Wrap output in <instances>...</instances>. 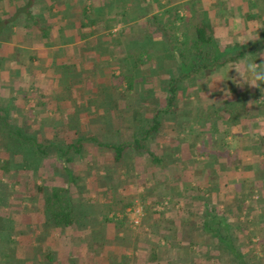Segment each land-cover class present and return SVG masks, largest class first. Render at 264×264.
Instances as JSON below:
<instances>
[{"label": "rangeland", "instance_id": "rangeland-1", "mask_svg": "<svg viewBox=\"0 0 264 264\" xmlns=\"http://www.w3.org/2000/svg\"><path fill=\"white\" fill-rule=\"evenodd\" d=\"M205 1L202 0L203 4L201 5H205ZM223 1L224 4H222L221 8L225 7V0ZM23 2L24 0H0V14H3L2 12L6 10V7H10L13 10H16V7L19 4L21 7H23V5L25 4V2ZM98 2L99 4L96 0H31V4L34 5V8H36L37 11H33L31 14L28 10H24L27 20L25 19L23 20V22H19L18 20L20 24L18 26L15 24V28L16 30H18V33L22 34L20 37H29L33 35L30 34L28 30L35 27L36 30H38L37 28H39L43 31V29L46 28V22L48 20H52L53 22H58L55 28H58L59 30L63 28V26H60L61 21L74 20L75 17H78L76 16L77 9L92 10L95 5L96 7L98 5H102L100 1ZM210 2L212 3V6H214L213 9L210 10L211 17L209 16L210 13L205 10V6H203V10L207 12V18L210 19V22L212 21V18L221 19L224 9H220L219 6L214 3L215 0H211ZM102 3L105 4V2ZM120 3H123V1L114 0L113 6L111 7L117 6ZM128 3H132L134 6H138L137 0H129ZM50 7L55 8V12L57 14L54 12L50 14ZM8 10L10 9H7V12L4 11L5 13L3 15H8ZM126 11H128V9ZM21 12H23V10H21ZM191 14L192 13H188L185 9H182L180 11L181 17H188L187 15L191 16ZM114 16L116 17L115 13ZM116 19L117 24H121L112 31L114 37L117 38V36L119 35V38L116 42H112L108 46L109 50L113 52V55H111V61L108 62L106 60V57H108V55L103 57V64L101 63L102 57L95 59L100 61L99 64L92 69V71H96V73H86L81 77L84 82L86 81L92 83V86L94 87L93 91H86L83 89H78L75 91L71 89H63V83H65L64 85L68 87L70 84H74V81L70 80V78H66V80H60L57 75L53 73L54 70L51 67L46 66L48 61L46 56L45 60H41L40 64H37L34 67L35 70L37 68L41 71L39 76L37 74L31 73L32 69L29 64V68H26L23 74L21 73L17 75V60L15 61L14 57L0 59V102H2L0 103V108H5V105L3 104L4 101L15 102L17 100H24L26 103H28V112L32 114L39 113L37 117H41L43 120L39 121L37 119L30 121V119L14 116L16 112H18L19 108H15V106L11 113L8 109V111L6 112L1 110V115L7 117V119L10 120L13 125L17 127L20 126L25 134L27 132L28 135L31 136V133L33 134L34 132L36 138L35 140L37 141L39 146H42L41 151L45 153V155L43 154V160L41 162L40 160L37 161L38 165L41 166L39 171L36 169L37 165H35L32 170H28L26 167H24V169L22 167L19 168L20 165L24 166V164H21V162L23 161V157L21 158V156L19 157L17 154L11 156V153H8L9 151L7 152L6 148L3 145L6 143L7 137L4 136L2 130L0 131V159H9V161L11 160V163H13L12 167H17V169L14 168L15 170L13 171V173H9L5 170H0V216L7 219V221L11 223L12 227L15 228L14 232L19 234L20 239H23L21 240L19 252L18 245H16V253L14 254V258L12 257V262L8 263L9 260L2 258L3 256L0 255V264H69L67 261H50L51 258L50 255H48V252H41L40 249L37 250L36 245L33 248L28 239V231H31V229L35 230V227L37 226H41L40 229L46 232L49 230H54V227L50 226L45 220L43 199L44 194L46 195V193L39 194L38 187L40 186L44 187L47 192H52L54 191V189L58 188L70 191L69 193H66V198L69 202L73 200L71 201V203L80 215V222L81 220L82 222L78 224V227L87 226V223L89 222L90 227H93V223H91L93 218H91L90 221L89 219L86 220L84 214L87 211L92 210L91 216H93L97 213H94V211L102 210L101 215L107 217L106 219L111 222L110 224H114L117 229H120V232L123 233L122 237L125 236V239L134 241V247H136L135 252L137 253V255L135 261H132L131 264H143V262L146 261L151 246L154 243L153 240H156L158 242L160 241L163 244L159 248L161 249L159 251V254L162 256L163 260L166 259V261H164L165 264H183L185 261H189L190 258L193 259L194 257L193 255H191L190 257V252H188L187 248V244L191 241V235L184 234L182 236V240L185 244L184 246L176 250H173L174 248L171 243L172 240H166V238L163 236L165 235L164 232H167V235L173 233V231H166V227L169 223L167 219H171L168 214H172L170 212L173 210V207H175L173 205L176 204L175 202H170V199H172V195L168 194L163 175H160L159 171H153L154 168L151 169V166L144 158V155H141L142 152L136 151L138 149L136 148L134 143L135 136L139 134V127L150 125L151 117L155 115L157 109H166L168 107V100L171 98V96L164 91H160L159 87L154 90H145L142 86L140 90L139 88H135L134 90H131L129 92V90H127L128 85L126 83L120 84L118 78H121L122 71H129L130 69H134V65L136 63L134 59L129 58V56L127 55L128 52L131 49H137L139 47L146 48L150 47L151 45L149 43L150 38L144 35L146 34V32H141V30H138V28H140L142 25H136V27L129 26L127 28H124L126 26L124 24L128 19L126 17L123 19ZM144 20H141L140 23H144ZM241 21L247 22L244 17L237 15L236 22L241 23ZM5 22L7 24L10 23L8 21ZM25 24L29 25L25 26ZM144 25L146 24H143L142 30L147 29V26ZM103 27L105 28L106 25ZM128 28H130V30H128ZM232 28L236 29V27ZM109 29L111 30V28ZM254 29V26L248 28L249 32ZM125 30L126 32H123ZM55 31L57 30L55 29ZM70 31H72V29H70ZM131 31H135V33L132 34L130 33ZM136 31L139 32L136 33ZM219 31L220 29H217V32ZM127 33L130 34L127 35ZM6 34V36L8 37H11L13 35L10 30L8 32L6 31ZM122 35H124L125 37ZM138 35L144 36L138 39L142 40V45L141 43L139 45L135 42L137 38L141 37ZM228 35L229 34L227 31L225 32L221 30L219 33H217L216 42L217 45L220 46V52H222L219 53V55H221V58L223 57V60L225 61H232L238 56L240 52H242V43L244 42L243 40H245V38L242 36L236 37L232 40L231 36ZM147 39L148 41H146ZM133 41L135 45L132 43ZM161 41H163V38H158V44H163L161 43ZM249 46H252L251 43L249 44ZM259 46L260 44L255 43L252 46L253 49H248L243 54V56H240L237 60L229 62L226 65H229L232 69H235V71L232 73L235 82H239L240 84L246 86L250 85L251 87L252 85L255 87L257 84L258 88H263L261 90L264 93V63H259L260 61L264 60V58H261L259 56L261 55L259 54V52L261 53V51H264V45L262 47L263 50H261ZM6 47L7 46L5 45L4 48L6 49ZM237 48L240 49L238 50ZM105 49H107V47H105ZM109 52L110 51H108V54ZM151 55V60L146 59L147 56L140 57V62L144 61L145 59L148 61L146 63L144 62V64H141V68L134 70L142 71V73L146 72V75H148L149 65L150 67L156 68L158 60L163 59L164 50L162 47L161 49L156 50H154L153 48V50L151 51ZM17 59H19V57ZM86 60L88 61L87 65H89L90 62L94 60V57L91 53L87 54ZM35 61H37V58H35ZM61 61L63 60H59L60 63ZM24 67L27 66L24 65ZM150 75L151 74H149L148 77H150ZM207 76L208 75L201 76L192 81L184 80L183 82L179 83L177 90H180V93H182V84H192L196 81H199V84L206 83L207 85H209V79L207 78ZM219 76V72L215 73L212 76L215 86V79L221 80ZM158 80L155 81V79L153 80V78L151 79L150 77L149 82L153 81V85L160 86ZM211 84L213 83H210V85ZM7 88H11L9 94L11 96L8 98V100H5L8 97V95L6 94ZM219 88L220 87L216 86L214 90H211L215 91V93L221 91V93L223 94L224 91L219 90ZM143 89L147 92H151L150 94L153 98L150 97L142 101L143 99H141V96L138 94H140L141 90ZM246 92L248 93V90H239V93L246 94ZM180 93L178 95H180ZM70 94L72 95L70 96ZM188 95L189 89L185 91V96H183V98ZM113 97L117 99H112ZM214 97L218 96L214 95ZM225 97H234L233 99H235L238 96L226 93ZM119 98V105H111L112 102H117ZM259 99L260 103L263 104L264 99L261 96ZM156 100L158 101L157 104L155 102ZM176 100H174V102H176ZM81 103L84 104L80 106ZM31 104L33 105V107L31 106ZM176 107H180L184 111L188 110L189 107L191 108V106H188L186 108V105H180V102H176ZM224 109L222 111H224ZM227 109L229 111H232L229 104H227ZM63 114H70L69 116L72 117L74 115H92L94 119L97 117L99 118L97 121L91 120L90 122L83 123L78 127V131L79 137H88L89 135H94V137L96 136V138L101 142L102 147L101 149L96 148L95 151L100 152V154H87L83 161H80L77 157L76 161L74 160V162L68 164V166L71 168V171L76 175V177H80L78 179L81 180V183H83V185H85L84 188L87 187L89 188V190H91L89 194L93 196H90V198L97 199L98 203H96L95 201L86 203H83L84 201H79L78 199L80 198L78 197L79 193L78 191H76L77 189L74 187L68 189L65 187V184H63V181L66 180V172L63 171V163L60 162L61 164L58 165L57 163H55L56 151L51 147L53 145L52 140L53 138L55 139V136L51 135L55 130L58 134L56 135V137L61 139L59 141H65L66 143H68V141L72 139L71 137L63 136L62 134V131H70V127H73V125L66 119L63 121L66 122V125L62 124V122L59 121L61 115ZM171 114L169 113L163 116V119L165 120L163 126H167L168 129L173 127ZM52 119H54L55 121H52ZM225 120H228L227 116ZM56 122L60 123L56 124ZM225 130L227 131V128H225ZM211 131H214L213 127ZM258 132L259 129L252 130L254 138L248 139L249 154L246 158L248 159L250 158V156H255L258 160L260 159L263 161L259 164L260 167H263L264 153L262 155H255V153L250 152L252 149H256L255 147H258L257 149L259 150V145L261 142H263L264 145V138H259L260 134L258 135ZM262 132L263 131H260V133ZM161 143H165V139L162 140L161 137H155L153 140L148 141L147 145L153 152L159 154ZM110 144L126 146L124 161L120 163L114 162L115 155L113 150L108 149L105 146ZM94 146L95 144L91 142L85 144L87 150L89 148L94 149ZM260 149L264 150V147H261ZM134 151L136 152V154H134ZM201 151H204L203 155L201 154L199 156L205 158L202 161L207 165V158H209L207 157V146L202 147ZM44 156L46 158H44ZM244 164H246V162L242 163L241 168L247 167V164ZM76 165H78L79 168H77L78 166L76 167ZM92 165L97 166V168H93ZM194 172L195 171L193 170H184L182 172L183 179L185 178L193 180L194 178L195 182L200 180L201 174ZM224 172L227 173L228 171L221 170V173ZM241 174H243V172ZM256 174L257 175H255L252 171H248L247 175L245 174L246 177L248 176L247 180L245 181L248 184L252 181V179H256L257 177V184L252 181L253 186L252 188H250L248 194L245 193L246 188L242 187L241 191H244L245 194L239 195L237 193V190L233 189L232 187V189H229L224 197L219 192H216L213 196V200L215 203H218L221 208L231 211V206L229 205H231L230 203H232L233 199H230L229 197H235L236 199L240 198L241 200L245 199V202L242 205L240 204L239 206L242 208V216L240 218V221L242 223V233L240 234V236L244 237L246 243L244 246H240L241 248H243L246 256H248L247 261H252L251 264H264V168L262 170H256ZM199 185L200 186H198L197 184L193 187L195 189L199 188L200 190H203L201 184ZM248 186L250 187V184ZM255 190L256 192H253ZM189 193H193L194 195L197 193V191H189L188 196ZM100 198L101 200H99ZM186 202L187 203L183 202V205L185 206L181 211L182 215H184V213H194L195 218L193 220L198 225L197 217L199 216V211H197L195 207H193V202H191L190 200L187 201V199ZM89 204L91 206L92 204H94V206L97 205L98 207H95H97L98 209H95L94 207L89 208ZM163 218L166 222L162 225ZM3 224L5 223H1V225ZM178 224L174 225L176 226V229L181 228L178 227ZM22 233L25 235H22ZM236 233L237 231L234 234ZM146 237H148L149 239H147ZM147 240H149L147 244H144V241ZM17 242L20 241L17 240ZM217 256L219 255L217 254L216 257ZM37 260H40L41 262ZM171 261L174 263H172ZM105 263H107V261L86 260L76 261L73 264Z\"/></svg>", "mask_w": 264, "mask_h": 264}, {"label": "crops", "instance_id": "crops-1", "mask_svg": "<svg viewBox=\"0 0 264 264\" xmlns=\"http://www.w3.org/2000/svg\"><path fill=\"white\" fill-rule=\"evenodd\" d=\"M96 1L98 4V1H100L102 5H98L97 7L95 5L91 11L95 13L96 18H105L106 23L98 22L100 24L97 25H99L100 28L94 27V35H92L89 39L87 34H80V29H77V27H80L83 24H88L87 19L84 20L83 14H81L84 10L79 9V11L78 9H75L76 16H78L77 19L75 17L74 20L61 21L60 26H63L62 30H58V28H55L58 22L48 20L45 26L51 27V30L48 28V34H50V36L43 33L39 28H37L38 30H36L34 27L33 29L28 30L29 33L33 36L20 37L22 34L18 33V30H16L15 28V24L18 26L20 24L19 22H23V20L25 19L27 20L24 10H28L31 14L33 11L37 10L36 8H34V5L31 4V0H24L25 4L23 5V7H21L19 4L16 7V10H13L10 7H6V10L10 9L8 10L9 14L3 15L5 13L4 11L6 10L2 12L3 14H0V59L14 57V60H17V75L21 73L23 74L26 68H29L30 65L32 69L31 73L37 74L39 76L41 71L37 68L35 70L34 67L37 64L39 65L41 60H45L46 56L48 59L46 66L51 67L53 70L55 67V70L57 71V73H59V75L57 74V77L59 79L64 76L65 80L66 78H70V80L74 81V84H70L68 87L65 86V83L62 82L63 89H71L74 91L83 89L86 91H93L94 87L92 86V83L86 81L84 82L81 77L86 73H96V71H92V69L95 68L100 61L95 59L102 57L101 63L103 64V57L108 55V57H106V60L108 62L111 61V55H113V52L109 50L108 46L110 45V43L116 42L119 38V35L117 36V38H115L112 34V31L121 24H117V22L113 23L112 20L114 16L112 11H109L110 13L105 11L106 5L109 0ZM210 1L211 0H206L205 5L203 6H205V10L210 13L209 16L211 17L210 10H212L214 6H212V3ZM102 2H105V4H103ZM214 3H216V5L219 6L220 9H224L221 19L212 18L211 21L216 36L217 33H219L221 30L225 32L227 31L232 40L236 37L243 36L246 40H243L244 42L242 43L244 45V48L247 47L248 49H253L252 46L255 43H258L260 44V49L263 50L264 0H225L224 8H221L222 4H224L223 0H215ZM50 9V14L53 12L56 13L55 8L50 7ZM21 10H23V12H21ZM237 15L244 17L247 22L241 21V23H237ZM5 21H8L10 23L7 24ZM139 23L140 21L138 22L137 20H134L133 17H131L128 18V20L125 22L124 25L126 26L124 28L129 26L135 27ZM27 25L29 24H25V26ZM105 25L106 27L111 28V30L106 27L104 28L103 26ZM74 26L76 27V30ZM251 26H254L255 29L249 32L248 28H251ZM70 27H73L72 31H70ZM232 27H236V29H233ZM55 29L57 31H55ZM217 29H220V31L217 32ZM9 30L11 31V33H13L11 37L6 36V31L8 32ZM108 30L111 32H109ZM130 33L134 34L132 31ZM130 33H127V35H129ZM151 39H153L156 44V48L154 50L161 49V45L158 44V40L155 37H151L150 40ZM87 41L89 42L87 43ZM154 42H152L153 45ZM247 42L249 44L251 43L252 46H249ZM132 43L134 44V41ZM5 45L7 46L6 49L4 48ZM105 47H107V49H105ZM108 51H110L109 54ZM88 53H91L94 57V60L90 62L89 65H87L88 61L86 60ZM259 54H261L259 55L261 58H264V51H261V53L259 52ZM151 56L152 55L150 54V58ZM18 57L19 59H17ZM35 58H37V61H35ZM61 59L63 61H61L60 63L59 60ZM259 63H264V60L260 61ZM24 65H26L27 67H24ZM234 71L235 69H232L229 65H226L219 71V78L221 80L215 79L216 86L220 87L219 90L224 91L223 94L221 93V91L217 93L213 91L216 86L213 82L212 76H207V78L209 79V85H207L206 83L199 84V81H196L192 84H182V93H180L179 90L180 95H178L179 93L177 94L176 102H180V105L182 106L186 105V108L188 106H191V108L189 107L188 110L184 111L182 108L176 107V114L175 111L173 115L171 114L173 127H171L170 129H168L167 126L162 127V130L158 137H161L162 140L165 139V143H161L159 154L154 152L160 159L164 158L165 160L161 161V165H156L154 163L148 162L151 166V169L154 168L153 171H159V174L163 175L165 186L170 187V189L171 187H176L177 194H181V192L178 191V188L179 185H182L184 182H190V184L192 183V186H194L197 184H202V182L204 181H206V183H210L211 180L215 179L214 177H218L219 181H215L220 186H223L225 189H232L233 187V189L237 190V193L239 195L249 193L250 188H252L253 186L252 181L257 184L256 177V179H252V181L249 183V187V184L245 182L248 178V176L246 177L245 174L247 175L248 171H252L255 175H257L256 170H262L264 168V165L263 167H260L259 165L260 162L262 163L263 161L260 159L258 160L255 156H250V158L248 159L246 157L249 154L248 139L254 138L252 130L259 129V132L257 133L258 135L260 134L259 138H264V103L261 104L259 99L260 96L264 99V93L261 90L263 88H258L257 84L255 87L253 85L251 87L250 85L246 86L240 84L239 82H235L232 75ZM149 74H151V79L153 78V80L155 79V81L158 80V64L156 68L150 67L149 65L148 75ZM149 79L150 78H147L148 82L145 83L146 89L154 90L158 87L161 88L159 85H153L154 82H149ZM210 83L213 84L210 85ZM10 89L11 88H7L6 90V94L8 95V97L5 100H8V98L11 96L9 95ZM188 89L189 95L183 98V96H185V91H187ZM244 89L245 91L248 90V93H239V90ZM226 93H230L238 97L235 99H233L234 97L227 98L225 97ZM71 95L72 94H70V96ZM214 95L218 97H214ZM112 99L117 98L113 97ZM237 100H239L238 105L242 106L243 110L241 112L239 120H236L235 123V121L230 120V116L226 114L225 111H222V106H224L223 103H232ZM3 104L5 105V108L1 107L0 110H3L4 112L10 110L11 113L15 106V108H19L18 112H16L14 116L30 119V121L37 119L39 121L43 120L41 117H37L39 113L32 114L28 112V103H26L24 100H17L15 102L4 101ZM119 104L120 98L117 102L111 103V105ZM31 106L33 107L32 104ZM69 115L70 114L61 115L59 121L62 122V119L64 118L69 122L76 121L77 123H79V126H81L85 122H90L91 120L97 121L99 119L98 117L94 119L92 115H74L73 117ZM226 116L228 117V120H225ZM52 121L55 120L52 119ZM59 123L60 122H56V124ZM212 127L214 128V131H211ZM18 128L21 127L19 126ZM225 128H227V131L225 130ZM260 131L263 132L260 133ZM62 134L63 136H68L71 138H73L74 136L73 131L64 130L62 131ZM26 135H28L27 132ZM56 135L58 134L55 130L53 131V134L51 136H55V138H57ZM31 136L35 137V133H31ZM88 137H94V135H89ZM204 146H207L208 148L207 157L209 158H207V165L202 161L205 158L199 156L201 154L203 155L204 151L201 150ZM259 146V150L257 149L258 147H255L256 149H252L250 152L255 153V155H262L264 153V150L260 148L264 147L263 142H261ZM95 149L96 148H89L85 152L83 157L78 159L80 161H83L87 154H100V152H96ZM245 162L247 165H244H246L247 167L241 168L242 163ZM12 165L13 163H11V169L9 173H13V171L15 170L14 168L17 169V167H12ZM77 166L78 165H76V167ZM20 167H22V165H20L19 168ZM92 167L97 168V166L94 165H92ZM77 168H79V166ZM184 170H193L198 174H201V179L196 182L194 178L193 180L185 178L183 179L182 172ZM221 170H227L228 172H224L222 174ZM242 172L243 174H241ZM213 173H216V175ZM63 182V184L67 185L68 179L66 178V180ZM72 187L77 189L76 191H78V197L80 198L78 199L79 201H84L83 203L95 201L96 203H98L97 199L90 198V196H93L89 194L91 190H89V188L87 187L84 188L85 185L81 183V180H79L77 186L72 185ZM242 187L246 188L245 193L244 191H241ZM173 192H175V190L171 191V193ZM225 192L226 191L224 190L223 193ZM253 192H256V190ZM229 198L233 199L232 202L234 200H236L234 202H238L235 197ZM99 200H101V198ZM243 200L245 201V199ZM95 206L94 204H92V206L89 204V208L94 207L95 209H98V206ZM101 211L102 210L94 211V213H97L93 216H91L92 210L87 211L84 214L86 220L89 219L90 221L91 218H93L91 222L93 223V227H90V222L87 223V226L78 227V224H80L82 220L80 222V215L76 211V226L68 229L54 228V230H49L47 232L40 229L41 226L35 227V230L31 229V231H28V239L31 243V246L34 248L36 245L37 250L40 249L41 252L47 251L48 255H50L51 258L50 261H67L69 264H73L76 261L86 260L107 261V263L105 264H119L120 261H135L137 253L135 252L136 247H134V241L125 239V236L122 237L123 233L120 232V229H117L114 224H110L111 222L106 219L107 217L101 215ZM87 228L91 230H88ZM164 234L165 235L163 236L166 238V240H169V234L167 235V232H164ZM22 235L25 234L22 233ZM146 238L149 239L148 237ZM17 240L20 241L17 242L19 248L21 246V240L23 239H20V237H18ZM148 241L149 240L144 241V244H147ZM159 242L156 245L158 249L163 245L161 242V244ZM179 242V238L172 240L171 243L174 248L173 250H176L181 246V242ZM182 245H184V243H182ZM160 250L161 249H159V251ZM19 251L20 248L18 252ZM164 261H166V259H164Z\"/></svg>", "mask_w": 264, "mask_h": 264}, {"label": "trees", "instance_id": "trees-1", "mask_svg": "<svg viewBox=\"0 0 264 264\" xmlns=\"http://www.w3.org/2000/svg\"><path fill=\"white\" fill-rule=\"evenodd\" d=\"M122 1L123 3L111 7L113 6L114 0H109L106 5V12L110 13L112 11L113 16L114 13L116 14V17H113V23L117 22L116 18L123 19L126 17L128 19L133 17V19L138 22L145 19L144 23L146 25L144 26H147V29L142 30L144 23H139L137 25L142 26L138 28V30L146 32L144 35L148 38L155 37L157 40L158 38H163V41H161L163 44L160 45L164 50V56L163 59L158 60V83H160V91L170 94L171 98L168 100V107L166 109L158 108L155 115L151 117V124L145 127H139V134L134 138L135 146L138 149L136 151L142 152L141 155H144V158L149 163L161 165V161L165 159H160L158 155L148 147L147 142L159 136L165 122L163 116L165 114L174 113L176 109L174 100H176L179 92V90H177L179 83L184 80L192 81L201 76H213L227 63L235 61L240 56H243L248 48H244V45H242V52L232 61H225L223 57L221 58L219 53L222 52H220V46L217 45L213 25L210 19L207 18V12L203 10V5H201L203 4L202 0H137L138 6L128 3L129 0ZM127 9L128 11H126ZM182 9H185L188 13H192L191 16L187 15L188 17H181L180 11ZM81 14H83L84 20L87 19L88 24L84 25L82 23L83 25L77 27V29L81 30H79L80 34H87L89 39L94 35L93 28H99L97 24L100 23L98 22H105L106 19L96 18L95 13L89 9H85ZM48 28L51 30V27H46L42 32L48 34ZM70 28L73 30V27ZM62 29L63 28L59 30ZM128 30H130V28H128ZM139 31H136V33ZM123 32H126V30ZM48 36H50V34H48ZM142 37L144 36L137 38L135 42L140 45L142 40L138 39ZM146 41H148V39ZM88 42L89 41H87V43ZM152 42H154L153 39L149 41L150 47H139L137 49H131L128 52L127 55L129 58L134 59L136 62L134 69L137 70L141 68V64H144V62L146 63L150 59L149 55L151 51L153 48H156L155 42L154 45ZM237 49L239 50L240 48ZM144 56H147L146 59L148 60L144 58L145 60L140 62V57ZM55 69L54 67V70ZM134 69L122 71L121 78H118L120 84L126 83L129 92L135 88H139L140 90L142 86L145 90H148L145 88V83L148 82L147 78H150L151 75L148 77L149 75H146V72L142 73V71H135ZM54 73L55 75H59L56 70ZM63 77H61L60 80H65V77ZM144 89L138 94L141 96V99H143L142 101L150 97L153 98L150 94L151 92H147ZM155 102L156 104L158 103L157 100ZM238 102L239 100L227 103L230 105L232 111L227 109V104H223L224 106H222L223 109L225 107L224 111L228 113L231 118L230 120L235 121V123L236 120H239L243 110V107L239 106ZM83 104L84 103H81L80 106ZM64 120L63 118L62 124L66 125V122H63ZM70 123L73 125V127H70V131L74 132L73 138L68 141V143L59 141V139L55 138L52 140L53 145L51 146L56 151V163H63L62 166L64 167L66 178L68 179V184L65 185V187L68 189H70L72 185L77 186L79 181L78 178H80L75 176L68 164L74 162L77 157H83L87 151L85 147L86 143H94V148L97 149H101L102 147L101 142L96 137H79V123L76 121H70ZM1 130L4 136L7 137L6 143L3 144L7 152L9 151L8 153H11V156L17 154L19 157H23V161L21 162L24 164V166H22L23 169L26 167L28 170H32L35 165H37L36 169L39 171L41 166L38 165L37 161L40 160L41 162L43 160V154L45 155V153L41 151L42 146L38 145L35 140L36 138L26 135L23 129L13 125L7 117L1 115L0 110V131ZM105 146L113 150L115 163L124 161L126 146L117 144ZM134 154H136V152ZM44 158L46 157L44 156ZM10 169L11 160L0 159V170L9 172ZM213 174L216 175V173ZM214 178L215 179L211 180L210 183H206V181L202 182L201 187H203V190L199 188L195 189L190 182H184L182 185H179L178 188L181 194L176 193V187H171L170 189V187L167 186L168 194L172 195L170 202H175L176 204L173 205L175 207L172 206L173 210L170 212L172 214H168L171 219H167L169 223L166 229L168 232L173 231L172 234H169V239L173 240L179 238L181 242L179 248H181L184 246L182 245V236L184 234L191 235V241L187 244V248L188 252H190V257L191 255L194 257L193 259L190 258L189 261H185L183 264H251L252 261H247L248 256H246L243 248H241L246 242L244 237L240 236L242 233V223L240 221L242 208L239 205H242L245 201L237 199L238 202H234L236 201L234 200L230 203L231 205H229L231 206V211L221 208L218 203L214 202L213 196L216 192H219L224 197L229 189H225L223 186L216 183V181H219L218 177ZM38 189L39 194L46 193L43 199V210L45 220L50 226L59 229H68L76 225V210L71 203L73 200L69 202L66 198V193L70 191L58 188L54 189L52 192H47L44 187L41 186L38 187ZM172 190H175V192L171 193ZM224 190L226 191L225 193H223ZM189 191H197V193L194 195L193 193H189L188 196ZM186 199L187 201L190 200L193 202V207L199 211V216L197 217L198 225L193 220L195 218L194 213H184V215L181 213L185 206L183 202L187 203ZM0 222L5 223L3 225L0 223V255L3 256L2 258L9 260L8 263H11L16 253L15 248L17 247V238L19 234L14 232L15 228H13L11 223L4 217L0 216ZM165 222L163 218L162 225L165 224ZM175 224H178V227L181 228L176 229V226H174ZM236 231L237 233L234 234ZM153 242L151 246L152 250L150 249L148 258L143 264H165L162 256L159 254V249L156 247L158 241L153 240ZM217 254L219 256L216 257ZM131 262L132 261H120L119 264H131Z\"/></svg>", "mask_w": 264, "mask_h": 264}, {"label": "built area", "instance_id": "built-area-1", "mask_svg": "<svg viewBox=\"0 0 264 264\" xmlns=\"http://www.w3.org/2000/svg\"><path fill=\"white\" fill-rule=\"evenodd\" d=\"M138 223V222H137Z\"/></svg>", "mask_w": 264, "mask_h": 264}]
</instances>
